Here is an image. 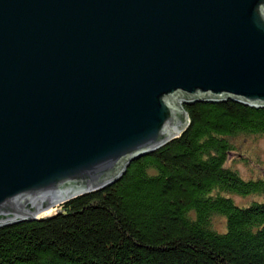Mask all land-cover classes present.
<instances>
[{
	"label": "water",
	"instance_id": "water-1",
	"mask_svg": "<svg viewBox=\"0 0 264 264\" xmlns=\"http://www.w3.org/2000/svg\"><path fill=\"white\" fill-rule=\"evenodd\" d=\"M264 108V0H0V228L177 138L183 105Z\"/></svg>",
	"mask_w": 264,
	"mask_h": 264
},
{
	"label": "trees",
	"instance_id": "trees-1",
	"mask_svg": "<svg viewBox=\"0 0 264 264\" xmlns=\"http://www.w3.org/2000/svg\"><path fill=\"white\" fill-rule=\"evenodd\" d=\"M183 109L184 131L111 185L0 228V264H264V202H235L264 194V167L245 180L229 165L240 138L264 136V108Z\"/></svg>",
	"mask_w": 264,
	"mask_h": 264
},
{
	"label": "rangeland",
	"instance_id": "rangeland-1",
	"mask_svg": "<svg viewBox=\"0 0 264 264\" xmlns=\"http://www.w3.org/2000/svg\"><path fill=\"white\" fill-rule=\"evenodd\" d=\"M237 143L238 151L231 154L229 165L236 167L245 180L250 178L257 179L258 176H262L264 167V136L259 138H240ZM236 200L235 202L239 206L247 207L253 200L264 202V194L257 197L253 196L248 202L240 198H236ZM241 201L246 203H240ZM38 218L42 219L44 217ZM215 224L218 231H226V225L224 227L222 218H216Z\"/></svg>",
	"mask_w": 264,
	"mask_h": 264
}]
</instances>
